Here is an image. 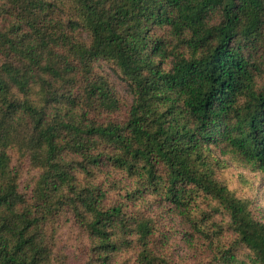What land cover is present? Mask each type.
<instances>
[{
  "label": "trees",
  "instance_id": "obj_1",
  "mask_svg": "<svg viewBox=\"0 0 264 264\" xmlns=\"http://www.w3.org/2000/svg\"><path fill=\"white\" fill-rule=\"evenodd\" d=\"M227 160L264 175V0H0V264L66 226L80 264H264Z\"/></svg>",
  "mask_w": 264,
  "mask_h": 264
},
{
  "label": "rangeland",
  "instance_id": "obj_2",
  "mask_svg": "<svg viewBox=\"0 0 264 264\" xmlns=\"http://www.w3.org/2000/svg\"><path fill=\"white\" fill-rule=\"evenodd\" d=\"M107 65V69L111 70ZM123 92L126 94L125 91ZM227 161L230 162L229 168L224 169L222 175L226 178L229 187L237 196L253 197L255 199V214L259 220L264 222V175L261 172H252L236 162ZM36 174L37 170L32 168L28 159L23 158L20 177L21 191H29ZM60 238L63 244L61 247L69 255L67 264H80L84 259L80 231L75 227L66 226L63 228Z\"/></svg>",
  "mask_w": 264,
  "mask_h": 264
}]
</instances>
